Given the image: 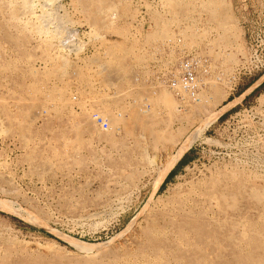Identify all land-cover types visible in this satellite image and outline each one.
<instances>
[{
	"label": "rangeland",
	"instance_id": "rangeland-1",
	"mask_svg": "<svg viewBox=\"0 0 264 264\" xmlns=\"http://www.w3.org/2000/svg\"><path fill=\"white\" fill-rule=\"evenodd\" d=\"M190 57L194 98L170 86ZM142 259L264 264V0H0V264Z\"/></svg>",
	"mask_w": 264,
	"mask_h": 264
},
{
	"label": "bare ground",
	"instance_id": "bare-ground-1",
	"mask_svg": "<svg viewBox=\"0 0 264 264\" xmlns=\"http://www.w3.org/2000/svg\"><path fill=\"white\" fill-rule=\"evenodd\" d=\"M50 1V0H49ZM55 3V2H54ZM43 4V3H42ZM50 5V4H49ZM43 7V6H42ZM171 7H173V6H171ZM184 9V8H183ZM214 10V9H213ZM212 11V10H211ZM32 12V11H31ZM213 12V11H212ZM221 12V11H220ZM219 11H214L213 12V15H214V17H215V19H220L221 17H222V15L223 14H221ZM33 13V12H32ZM94 14V13H93ZM92 14V15H93ZM34 15H35V13H34ZM30 16H32V15H30ZM29 16V17H30ZM37 17H36V19L38 18V15H36ZM213 17V18H214ZM32 18V17H31ZM175 18V17H174ZM35 19V18H34ZM33 19V20H34ZM96 19H98V18H92V23L91 24H93V26H94V24L96 23ZM111 22V21H110ZM44 24V23H43ZM42 24V25H43ZM45 25V24H44ZM54 34V33H53ZM190 43V42H189ZM57 66V65H56ZM110 76V75H109ZM109 76L107 77L108 78V81H110L111 79H109ZM113 74H112V77L111 78H113ZM107 78H105V79H107ZM104 79V80H105ZM114 79V78H113ZM115 80V79H114ZM200 82H199V87L200 86H208V89L211 87L212 88V86H214L215 84H214V78H204L203 76L202 77H200ZM104 82V81H103ZM105 83L107 84V82L105 81ZM111 83V82H110ZM112 83H113V81H112ZM256 85V83H254L252 86H250V87H248V89L247 90H245V91H243V93L238 97L239 99H241V98H243L254 86ZM185 91L184 90H182V89H180V88H178V93H180V96H182L183 94H187L186 92L184 93ZM221 92H224V91H220L219 93H221ZM201 93L202 92H200L199 93V96H198V100L200 99H204L205 98V96H201ZM219 93H216V94H214V95H212V96H209L208 98L209 99H212V98H214V97H216L215 95H217V94H219ZM203 94V93H202ZM205 94V93H204ZM170 94L168 93V92H160L159 93V96L160 97H157L156 98V100H153V105H157V104H159V105H162V106H164V108L165 107H168V106H170L171 104H172V99H171V95L169 96ZM188 95V94H187ZM189 96V95H188ZM196 96V95H195ZM208 96V95H207ZM223 96L224 97H226V93L224 92L223 93ZM194 98V97H193ZM222 98V97H221ZM147 100H149V98H147ZM206 101V100H205ZM233 101V100H232ZM151 106V105H150ZM232 106V105H231ZM152 107V106H151ZM177 107H178V105L176 104V112H178V109H177ZM225 107V106H224ZM224 107H223V110L222 111H224ZM227 107V106H226ZM225 107V108H226ZM170 108V107H169ZM199 109H200V107H198ZM143 110V109H142ZM151 110V109H150ZM144 111H146V109H144ZM199 111V110H198ZM130 112V111H129ZM148 112V111H147ZM221 112V111H220ZM132 113H133V111H132ZM169 113V112H168ZM209 114V113H208ZM218 112H215V113H213V114H211L208 118H206V119H204L202 122H201V125H200V127L198 128V129H196L194 132H192L190 135H188L187 136V138L184 140V141H182L181 143H180V145L178 146V148H177V150H176V153L174 154V156H172V157H169L168 159H167V162L165 163L164 162V164H165V166L163 167V172H162V174L160 175V178H159V180H158V182L157 183H155L156 185L154 186V190H156L159 186H160V184H161V182L163 181V179L166 177V175L168 174V172L174 167V165L176 164V162L180 159V157L182 156V154L192 145V143L198 138V136H199V134H200V132L209 124V122L210 121H213V120H215L216 118H217V116H218ZM110 119H112V118H110ZM109 119V122L111 121V123H112V125L115 123V121L114 120H110ZM147 129H148V127H147ZM150 130V129H149ZM148 132V131H147ZM151 132V131H150ZM153 137V136H152ZM155 137V136H154ZM153 139V138H152ZM156 139V138H155ZM173 139V138H172ZM176 144H178V143H176ZM174 145V144H173ZM174 147H176V146H174ZM173 148V147H172ZM162 171V170H161ZM160 174V173H159ZM4 206H6V205H4ZM3 209V208H2ZM192 221V220H191ZM178 222V221H177ZM185 224V226H186V230L188 229V232L189 231H193L195 228H198V227H200L201 228V225H199V224H196V222L195 223H191V222H188V220L187 221H184V223H183V225ZM175 225V224H174ZM176 226V225H175ZM177 227V230L175 231L177 234H179V236H181L183 239H186V238H184V237H189L190 238V236H184V235H180V233H182V231L183 230H181V229H179L181 232H177L178 231V226H176ZM175 230V229H174ZM184 231H185V228H184ZM157 232V234H155V232H154V235H155V237L153 236V240L150 238V241H148L149 242V244H148V246L150 247V248H155L156 247V244L154 243V241L156 240V238L159 240V243H157V245H159V244H164V245H170V246H172V245H176L177 246V242L176 241H174V240H170V241H168V236L165 234V232H161L160 230H157L156 231ZM184 233V232H183ZM176 234V235H177ZM185 234V233H184ZM186 234H187V232H186ZM185 234V235H186ZM189 234V233H188ZM187 234V235H188ZM190 235V234H189ZM150 236H152V235H150ZM178 236V235H177ZM184 236V237H183ZM231 236V235H230ZM229 237V236H228ZM147 238V237H146ZM180 238V237H179ZM189 238H187V240L189 239ZM149 239V238H148ZM178 239V238H177ZM178 240H180V239H178ZM70 241H72L73 243H75L76 244V247L80 250V251H82L83 253H85V254H94V253H98L101 249H102V247L101 246H99V245H87V244H85V243H80L79 241H73V240H70ZM209 241V240H208ZM181 242V240L178 242V243H180ZM186 242H188V241H186ZM147 246V247H148ZM175 246V247H176ZM146 247V246H145ZM178 248V247H177ZM174 249V248H173ZM147 250V249H146ZM146 250H145V252H146ZM151 250V249H150ZM178 250V249H177ZM128 252V251H127ZM129 253V252H128ZM132 253H134V252H132ZM131 253V254H132ZM135 253H137V252H135ZM115 254V253H114ZM120 253H118V255H119ZM122 254V253H121ZM130 254V253H129ZM142 254V253H141ZM143 254H144V252H143ZM177 254V253H176ZM138 255V254H137ZM139 255H140V253H139ZM138 255V256H139ZM99 256V255H98ZM116 256V255H115ZM124 256V255H123ZM123 256H121V257H123ZM125 256H126V253H125ZM134 256V255H133ZM138 256H134L135 258L136 257H138ZM145 256V255H144ZM143 256V257H144ZM129 257H130V255H129ZM175 257V256H174ZM112 259H115V258H113V257H111ZM117 258V257H116ZM128 258V257H127ZM132 257H130V259H131ZM149 258V257H148ZM176 258H178V256L176 257ZM107 259H109V258H107ZM118 259V258H117ZM144 259V258H143ZM143 259H142V262H143ZM101 260V259H100ZM124 260H125V258H124ZM123 260V261H124ZM138 260V259H137ZM107 261V260H106ZM109 261H111V260H109ZM113 261V260H112ZM114 261H117V260H114ZM120 261V260H119ZM119 261H118V263H119ZM135 261V260H134ZM176 261V260H175ZM127 262V261H126ZM131 262H132V259H131ZM140 262H141V260H140ZM152 262V261H151ZM109 263V262H108ZM116 263V262H115ZM132 263H135V262H132ZM139 263V262H138ZM117 264V263H116ZM128 264H129V262H128ZM143 264H144V262H143ZM146 264V263H145ZM176 264H178V262L176 263Z\"/></svg>",
	"mask_w": 264,
	"mask_h": 264
},
{
	"label": "built area",
	"instance_id": "built-area-1",
	"mask_svg": "<svg viewBox=\"0 0 264 264\" xmlns=\"http://www.w3.org/2000/svg\"><path fill=\"white\" fill-rule=\"evenodd\" d=\"M200 60L196 57L186 58L180 62L177 79L172 80L170 86L172 89L178 88L184 90L190 97H195L199 88V72ZM94 121L104 128L107 122L97 113H92Z\"/></svg>",
	"mask_w": 264,
	"mask_h": 264
},
{
	"label": "trees",
	"instance_id": "trees-1",
	"mask_svg": "<svg viewBox=\"0 0 264 264\" xmlns=\"http://www.w3.org/2000/svg\"><path fill=\"white\" fill-rule=\"evenodd\" d=\"M257 78H258V77L256 76L255 79H254V81H255Z\"/></svg>",
	"mask_w": 264,
	"mask_h": 264
},
{
	"label": "crops",
	"instance_id": "crops-1",
	"mask_svg": "<svg viewBox=\"0 0 264 264\" xmlns=\"http://www.w3.org/2000/svg\"><path fill=\"white\" fill-rule=\"evenodd\" d=\"M247 89H248V88H247ZM247 89H246V90H247ZM242 93H243V92H242ZM177 162H178V161H177ZM177 162H176V163H177ZM175 165H176V164H175ZM175 165H174V166H175Z\"/></svg>",
	"mask_w": 264,
	"mask_h": 264
}]
</instances>
